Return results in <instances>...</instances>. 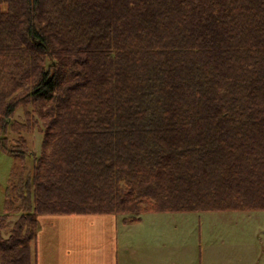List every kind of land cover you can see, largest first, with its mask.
<instances>
[{
    "label": "trees",
    "instance_id": "obj_1",
    "mask_svg": "<svg viewBox=\"0 0 264 264\" xmlns=\"http://www.w3.org/2000/svg\"><path fill=\"white\" fill-rule=\"evenodd\" d=\"M0 143V264L41 214L264 210V0H0Z\"/></svg>",
    "mask_w": 264,
    "mask_h": 264
},
{
    "label": "rangeland",
    "instance_id": "obj_2",
    "mask_svg": "<svg viewBox=\"0 0 264 264\" xmlns=\"http://www.w3.org/2000/svg\"><path fill=\"white\" fill-rule=\"evenodd\" d=\"M14 118L22 120L21 106ZM7 135L8 146L19 137L12 131ZM23 137L30 151L40 155L43 136L38 129ZM23 162L29 170L30 156L22 161L0 143V215L11 173ZM17 218L18 213L9 219L8 229ZM118 229L121 247L128 249L122 250L120 264H264V210L146 212Z\"/></svg>",
    "mask_w": 264,
    "mask_h": 264
},
{
    "label": "crops",
    "instance_id": "obj_3",
    "mask_svg": "<svg viewBox=\"0 0 264 264\" xmlns=\"http://www.w3.org/2000/svg\"><path fill=\"white\" fill-rule=\"evenodd\" d=\"M119 224L128 223L113 214L38 215L32 264H120L128 249L119 242Z\"/></svg>",
    "mask_w": 264,
    "mask_h": 264
},
{
    "label": "bare ground",
    "instance_id": "obj_4",
    "mask_svg": "<svg viewBox=\"0 0 264 264\" xmlns=\"http://www.w3.org/2000/svg\"><path fill=\"white\" fill-rule=\"evenodd\" d=\"M201 3V2H200ZM163 4V3H162ZM166 4V3H165ZM153 5V4H152ZM171 6V5H170ZM169 6V7H170ZM47 7H48V5H47ZM123 7V6H122ZM151 7V6H150ZM168 7V6H167ZM119 9V8H118ZM167 10V9H166ZM164 12V11H163ZM193 14V13H192ZM191 14V15H192ZM136 17V16H135ZM167 17V16H166ZM165 17V18H166ZM205 19V18H204ZM199 22V21H198ZM142 23V22H141ZM193 26V25H192ZM147 27V26H146ZM175 29V28H174ZM179 30V29H178ZM210 31V30H209ZM200 32V31H199ZM183 33V32H182ZM193 36V35H192ZM178 37V36H177ZM189 37V36H188ZM200 38V37H199ZM187 41V40H186ZM191 41V40H190ZM201 41V40H200ZM214 42H215V40H214ZM186 43V42H185ZM202 43H204V42H201V44ZM179 44V43H178ZM165 47V46H164ZM167 47V46H166ZM172 55V54H171ZM172 59V58H171ZM171 61H173V60H171ZM186 63V62H185ZM254 71V70H253ZM147 75V74H146ZM175 75V74H174ZM251 75V74H250ZM260 77V76H259ZM257 78V77H256ZM173 80V79H172ZM162 81V80H161ZM170 81V80H169ZM175 83V82H174ZM252 88H255V87H252ZM254 91V90H253ZM234 93V92H233ZM145 98V97H144ZM156 100V99H155ZM134 103H136L135 101H134ZM142 108H143V106H142ZM154 108V107H153ZM159 108V107H158ZM134 109V108H133ZM139 109V108H138ZM189 109V108H188ZM130 110V109H129ZM117 111H119V108H118V110ZM123 113V112H122ZM135 113V112H134ZM124 114V113H123ZM123 114H121V115H123ZM185 115V114H184ZM117 117V116H116ZM135 117V116H134ZM143 117V116H142ZM121 117H119V119H120ZM142 119V118H141ZM115 121V120H114ZM103 126V125H102ZM105 127V126H104ZM111 128V127H110ZM114 130V129H113ZM102 131V130H101ZM93 132H94V130H93ZM112 132H114V131H112ZM92 133V132H91ZM117 133V132H116ZM85 139V138H84ZM93 139V138H92ZM120 139V138H119ZM100 145V144H99ZM89 146V145H88ZM94 146V145H93ZM90 147V146H89ZM96 147V146H95ZM101 150V149H100ZM178 153V152H177ZM99 154V153H98ZM174 154V153H173ZM175 155H178V154H175ZM176 160V159H175Z\"/></svg>",
    "mask_w": 264,
    "mask_h": 264
}]
</instances>
